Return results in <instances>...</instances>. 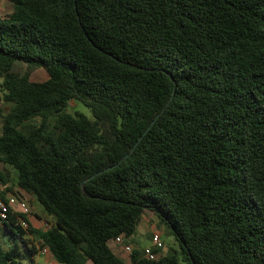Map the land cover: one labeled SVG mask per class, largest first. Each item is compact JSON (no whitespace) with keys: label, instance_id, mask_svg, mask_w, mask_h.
I'll return each mask as SVG.
<instances>
[{"label":"trees","instance_id":"obj_1","mask_svg":"<svg viewBox=\"0 0 264 264\" xmlns=\"http://www.w3.org/2000/svg\"><path fill=\"white\" fill-rule=\"evenodd\" d=\"M7 1L0 186L54 226L11 218L22 247L0 238V264L40 247L59 264H126L115 239L144 211L177 249H134L130 264H264V0Z\"/></svg>","mask_w":264,"mask_h":264},{"label":"built area","instance_id":"obj_2","mask_svg":"<svg viewBox=\"0 0 264 264\" xmlns=\"http://www.w3.org/2000/svg\"><path fill=\"white\" fill-rule=\"evenodd\" d=\"M19 190H15L12 193H5L4 188L0 186V238L6 233V223L12 218L14 225L19 227L23 231H28L31 226L28 222V217L31 215V209L26 200L21 196ZM54 226V220L47 217L42 222L41 231H49ZM128 239L121 235L115 239V243L119 248V251L123 258L127 254L129 259L132 253V248L128 243ZM150 248H145L143 250V256L148 260H158L160 257L164 256L160 254L163 248L160 235L154 233L151 237ZM36 245L38 243L36 242ZM156 253L155 251H158ZM39 253L42 255L49 254V250L46 247H40ZM120 259V258H119ZM121 260V259H120Z\"/></svg>","mask_w":264,"mask_h":264},{"label":"rangeland","instance_id":"obj_3","mask_svg":"<svg viewBox=\"0 0 264 264\" xmlns=\"http://www.w3.org/2000/svg\"><path fill=\"white\" fill-rule=\"evenodd\" d=\"M12 12H13L12 4L10 2H8L7 0H0V16L5 17V16H8L9 14H11ZM47 79H48V75L46 74V72L43 69L36 70L31 76V81L32 82H44ZM9 107L10 106L7 105V104L0 103V109L2 110L3 113H7L9 111ZM67 110L71 114L80 113V114L86 115L88 117H91V113H90L89 109L86 108L81 103L70 102ZM0 134H1V123H0ZM3 168H4L3 165L0 163V172L3 171ZM9 174H10L11 180L13 182H15V173L10 170ZM31 197H32V200L34 201V203L36 204V207L39 208L40 210H42V207L36 201V199L33 196H31ZM27 201L30 204V200H27ZM30 206H31V204H30ZM146 219H148V218H146ZM146 223L144 221H142L139 229L140 230L142 229V231H144V227H146L144 225ZM153 228L156 229L155 233H158L160 235L161 242L163 244V248L160 251L161 255H166L172 249H177L176 242H175V240H174V238L172 236L168 235L166 227L164 225L158 224L157 222H155L153 220L149 224V229L147 230V233H146L147 235L136 236V239L134 241L133 240H129L128 241V243L131 246L132 250L139 249V248L136 247V244L139 245V247L141 248L139 250H141V251H143L145 248H150L152 246L151 237L154 234L153 233V230H154ZM149 233L152 234V235H150ZM2 239L3 240H7V237L3 235ZM11 243L12 244L16 243L20 247H22L21 240H20L19 237L14 238ZM124 257L126 259V263L129 264L130 263V259H129L128 255L126 254ZM25 262L26 261L23 259L22 263L25 264Z\"/></svg>","mask_w":264,"mask_h":264},{"label":"crops","instance_id":"obj_4","mask_svg":"<svg viewBox=\"0 0 264 264\" xmlns=\"http://www.w3.org/2000/svg\"><path fill=\"white\" fill-rule=\"evenodd\" d=\"M20 191V190H19ZM21 194V196L26 200V202L28 203V205L30 206V209H31V215L28 217V222L31 226L32 229H35V230H39L41 229L42 227V222L43 220L46 218V215L42 210H40L39 208L36 207V204L34 203V201L32 200V195L30 196L29 194L25 193L24 191H20L19 192ZM27 200H30V204ZM148 218V219H146ZM155 221L157 222L155 216H154V213L151 212V211H144L143 214H142V218H141V221L137 227V230H136V233L135 235L130 239V240H135L136 239V236H144V235H147V230L149 229V224L150 222L152 221ZM144 221L146 224L144 226V231H142V229L140 230V225H141V222ZM158 223V222H157ZM153 233H155V228H153ZM158 230V229H157ZM150 234V233H149ZM148 234V235H149ZM152 235V234H150ZM2 239V238H1ZM2 242L4 244H7V243H11L9 242V238H7V240H3L2 239ZM136 247L141 249L139 247V245L136 244ZM115 256L120 258L124 263H126V259L122 257L120 251H119V248L116 247V252H115ZM33 260L30 262L28 260H25V264H59L52 256L51 254H46V255H42L40 253H38L37 255H35L33 258ZM87 264H91L90 262H88ZM128 264V263H126ZM130 264V263H129Z\"/></svg>","mask_w":264,"mask_h":264},{"label":"water","instance_id":"obj_5","mask_svg":"<svg viewBox=\"0 0 264 264\" xmlns=\"http://www.w3.org/2000/svg\"><path fill=\"white\" fill-rule=\"evenodd\" d=\"M141 140V139H140Z\"/></svg>","mask_w":264,"mask_h":264}]
</instances>
